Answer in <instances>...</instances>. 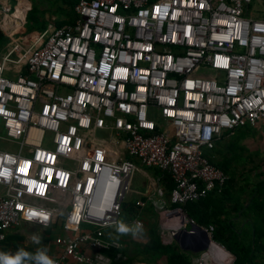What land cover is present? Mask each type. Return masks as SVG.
<instances>
[{"label": "built area", "instance_id": "1", "mask_svg": "<svg viewBox=\"0 0 264 264\" xmlns=\"http://www.w3.org/2000/svg\"><path fill=\"white\" fill-rule=\"evenodd\" d=\"M29 9L0 0V139L18 144L0 148V248L14 227L62 219L67 233L45 256L110 264L105 252L123 247L106 235L121 222L137 169L130 158L174 184L168 198L161 175L147 186L160 227L173 237L194 224L183 206L228 179L207 151L225 132L264 123V0H76L72 22L49 24L24 47L15 34ZM204 68L211 74L194 75ZM200 227L210 245L195 264H233L210 253L225 247ZM40 256L24 264H43Z\"/></svg>", "mask_w": 264, "mask_h": 264}, {"label": "trees", "instance_id": "2", "mask_svg": "<svg viewBox=\"0 0 264 264\" xmlns=\"http://www.w3.org/2000/svg\"><path fill=\"white\" fill-rule=\"evenodd\" d=\"M75 1L54 0L50 4V8H54L51 13L56 15L53 22L55 26L70 23L75 19L73 9ZM31 9H33V6ZM42 13L41 17L33 19L31 12H28L25 23L28 25L26 27L28 32L40 33L50 24L49 20L45 19L44 10H42ZM6 41V37L0 32V45H4ZM249 128V126H239L232 133ZM232 133L225 132L221 140L217 141L216 145L206 153L209 160L228 175L225 184L219 191L216 188L197 201L187 202L183 208L197 225L206 228L212 226V239L223 245L228 252L234 255L233 264H259L258 260L262 261L264 259V243L262 244L260 241L262 236L245 234V230H240L233 220L235 210L240 211L242 206L237 203L238 199H235L232 192L234 160L238 157L234 151L236 147L232 145V137H230ZM146 169L153 176H162L166 190L165 197L168 198L174 185L170 176L156 168L146 167ZM135 216H139L143 220L146 219L148 240L144 243L137 242L130 237L132 231L122 234L117 230L118 227L113 228L112 231H107V238L108 235L114 234L113 237L123 244V247L119 250L105 252L111 257L110 264H158L161 258H165V264H195L196 259L203 252L196 253L181 249L176 240L170 235V239L166 241L164 237H167V231L158 224L159 210L146 197L122 203L120 221L128 225ZM46 230L47 228L44 230V234H46ZM41 237V242H47L45 236ZM24 240L25 238L20 234H7L1 242L0 251L4 254L15 255L18 251L23 250L27 255L22 257L21 264L31 261L36 252L44 256L48 254V248H40L34 243L29 246L25 244ZM41 242L39 243L41 244Z\"/></svg>", "mask_w": 264, "mask_h": 264}, {"label": "crops", "instance_id": "3", "mask_svg": "<svg viewBox=\"0 0 264 264\" xmlns=\"http://www.w3.org/2000/svg\"><path fill=\"white\" fill-rule=\"evenodd\" d=\"M261 126H264V123L260 124L259 126H256L255 128L250 127L249 129L243 130L241 132L240 131L234 132L230 137H232V145L236 147L234 151L238 155L236 160H234L235 161L234 170H233L234 182L232 184V192L235 199L236 198L238 199L237 203L240 206H242V209H240V211L235 210V213L233 214V220L235 222L234 224L238 228H240V230L242 231L245 230V234L249 236L255 234L262 236L260 241L263 244L264 243V133L254 132L255 130L259 129ZM253 129L255 130L251 131ZM130 160L132 162L134 161L138 162V160H136L135 158H130ZM139 170H141L144 174V171L141 168H139ZM149 176L150 177H148V179L154 177L150 172H149ZM149 182L150 180L148 181V183ZM148 191L150 190L146 188V194H148ZM227 204H229V202H227ZM121 223L122 222H120V224ZM158 224H159V217H158ZM128 225L126 224V226ZM20 226L10 229L7 234H11V233L19 234L20 232L25 233L24 242L26 245H28L29 241L35 244V243H39L42 240V239L40 240V238L36 239L35 234L34 235L30 234L23 227H22L23 229L22 228L19 229ZM118 226H116L115 228H117ZM130 237L131 239L139 242L137 235L135 234V231L132 234V236L130 235ZM147 240H148V236H146V238L141 243H144ZM210 253L222 259L223 258L226 259L230 255L234 256L226 249L225 251H220L216 247H213L210 250ZM258 262L259 264H264V259H262V261L258 260Z\"/></svg>", "mask_w": 264, "mask_h": 264}, {"label": "rangeland", "instance_id": "4", "mask_svg": "<svg viewBox=\"0 0 264 264\" xmlns=\"http://www.w3.org/2000/svg\"><path fill=\"white\" fill-rule=\"evenodd\" d=\"M30 4V9L33 6V9H29V11L31 12V17L34 19L36 17H41L43 15L42 10L45 11V19L48 21L49 23L53 25V22L56 18L55 14H52L51 11L54 9L53 7L50 8V4L53 3L54 0H27ZM252 5L255 6V12L256 13H260L262 10V3L258 2V1H253ZM28 11V12H29ZM27 12V14H28ZM26 27H28V25H24V27L22 28L21 31H18L15 34V37L17 38V40L19 41V43L22 46H27V44L29 43V38L30 36H33L35 32L30 31L28 32ZM6 44V43H5ZM4 45H0V50L5 46ZM22 53V50H18L13 56L14 57H18L20 54ZM204 74H211V70L208 68H204L203 70H199L198 72H195L194 75H204ZM255 129L251 130L254 131ZM254 132L256 133H264V126H261L259 129L255 130ZM107 133L106 131H100L98 130L96 132V136H105ZM4 135V131L0 130V136ZM51 134L47 133L46 137H45V142L44 144L49 146V138H50ZM0 148L6 149L8 151L11 152H16L18 150V144L16 142H12V141H8V140H2L0 139ZM137 170H135L132 173L131 176V180H130V189L128 190V192L126 193L125 196V201H134L137 200L141 197H147L146 194V188L148 186V181L151 180V178L148 179L149 176V171L146 169V167L144 165H142L139 162L134 161ZM139 168H141L144 171V174L141 170H139ZM146 176V177H145ZM147 178V179H146ZM179 219L176 220H172L170 222V225L172 229H175L174 227H177L179 225ZM142 228L140 231H135V234L137 235V238L139 240V242L141 243L147 236V230H146V219L144 218V220L142 219ZM190 225L187 224V227H189ZM25 228L30 234L34 235V234H40L41 236H45L47 242L43 243L41 242V244L43 243V245H41L40 243H35V245H37L38 247H45V248H49L50 245V251H52L53 249V240L55 238L56 235L60 234V235H66L67 232H65L62 229V219H59L56 224L54 223L53 225H51V227L47 228L46 230V234H44V230L43 228L37 226V225H33V224H23L19 227V229L21 228ZM131 229H134L133 226H128ZM22 228V229H23ZM112 228H108L107 231H112ZM167 230V237H164L166 241H168L170 239L169 237V233H170V229H166ZM169 231V232H168ZM20 232V231H19ZM134 233V231L131 232V236ZM22 237L25 238V233L20 232L19 233ZM32 242L29 241L28 245L31 246ZM158 264H165V258H161Z\"/></svg>", "mask_w": 264, "mask_h": 264}, {"label": "water", "instance_id": "5", "mask_svg": "<svg viewBox=\"0 0 264 264\" xmlns=\"http://www.w3.org/2000/svg\"><path fill=\"white\" fill-rule=\"evenodd\" d=\"M35 235L37 239L39 234ZM173 238L181 249L196 253L207 250L210 245V238L206 230L195 223L176 230L173 233Z\"/></svg>", "mask_w": 264, "mask_h": 264}, {"label": "clouds", "instance_id": "6", "mask_svg": "<svg viewBox=\"0 0 264 264\" xmlns=\"http://www.w3.org/2000/svg\"><path fill=\"white\" fill-rule=\"evenodd\" d=\"M142 228L141 225L137 224L135 229H131L125 224L121 223L118 226V231L122 234L128 233L130 231H140ZM27 253L23 250L18 251L15 255L9 254H0V264H21L22 257L26 256ZM40 260L43 261V264H55L53 260L48 258L47 256L41 255L39 257Z\"/></svg>", "mask_w": 264, "mask_h": 264}, {"label": "snow or ice", "instance_id": "7", "mask_svg": "<svg viewBox=\"0 0 264 264\" xmlns=\"http://www.w3.org/2000/svg\"><path fill=\"white\" fill-rule=\"evenodd\" d=\"M21 171H24V169H21ZM33 216L37 215L36 213H32ZM47 219V217H45Z\"/></svg>", "mask_w": 264, "mask_h": 264}, {"label": "bare ground", "instance_id": "8", "mask_svg": "<svg viewBox=\"0 0 264 264\" xmlns=\"http://www.w3.org/2000/svg\"><path fill=\"white\" fill-rule=\"evenodd\" d=\"M181 221H182V218L179 219V222H181Z\"/></svg>", "mask_w": 264, "mask_h": 264}]
</instances>
